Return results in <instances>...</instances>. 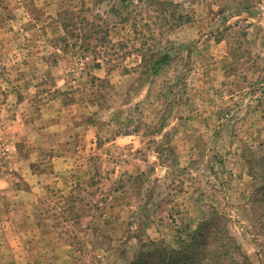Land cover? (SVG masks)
<instances>
[{
  "label": "rangeland",
  "instance_id": "374dc122",
  "mask_svg": "<svg viewBox=\"0 0 264 264\" xmlns=\"http://www.w3.org/2000/svg\"><path fill=\"white\" fill-rule=\"evenodd\" d=\"M0 264H264V0H0Z\"/></svg>",
  "mask_w": 264,
  "mask_h": 264
}]
</instances>
